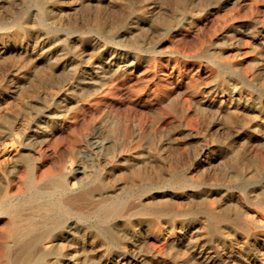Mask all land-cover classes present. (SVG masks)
<instances>
[{"label": "rangeland", "instance_id": "rangeland-1", "mask_svg": "<svg viewBox=\"0 0 264 264\" xmlns=\"http://www.w3.org/2000/svg\"><path fill=\"white\" fill-rule=\"evenodd\" d=\"M253 1L0 0V212L60 181L81 207L75 243L37 264H264Z\"/></svg>", "mask_w": 264, "mask_h": 264}, {"label": "bare ground", "instance_id": "bare-ground-1", "mask_svg": "<svg viewBox=\"0 0 264 264\" xmlns=\"http://www.w3.org/2000/svg\"><path fill=\"white\" fill-rule=\"evenodd\" d=\"M210 1V0H209ZM218 1V0H216ZM240 1V0H237ZM253 1V0H252ZM236 2V1H235ZM234 2V3H235ZM258 2V1H257ZM261 2V1H260ZM212 3V2H211ZM237 3V2H236ZM251 3V2H250ZM254 1L252 2V4ZM233 4V3H232ZM238 4V3H237ZM256 4V2H255ZM263 4V3H262ZM214 5V4H213ZM227 5V4H226ZM251 5V4H250ZM228 6V5H227ZM252 6V5H251ZM250 6V7H251ZM202 8V7H201ZM228 8V7H227ZM236 8V7H235ZM226 11V10H225ZM233 11V10H232ZM210 12V11H209ZM229 9H228V14H229ZM232 14V13H231ZM256 14V13H255ZM251 15H252V9H251ZM225 16V15H224ZM255 17V16H254ZM253 17V18H254ZM258 17V16H257ZM255 17V19H258ZM225 19V18H224ZM233 19V18H231ZM227 21V20H223ZM258 21V20H257ZM256 21V23H257ZM248 22V21H247ZM255 22V21H254ZM261 22V20L259 21ZM224 23V22H223ZM261 24V23H259ZM225 25V24H224ZM241 25V24H240ZM252 26V25H251ZM254 26V25H253ZM259 26V25H258ZM22 27V26H21ZM246 27V26H245ZM261 27V26H260ZM263 28V27H262ZM261 28V29H262ZM246 29V28H245ZM244 29V30H245ZM251 29V28H250ZM249 29V30H250ZM255 29V28H254ZM264 29V28H263ZM243 30V31H244ZM258 31V30H257ZM262 31V30H261ZM260 31V32H261ZM247 32V31H246ZM255 32V31H254ZM248 33V32H247ZM247 35V34H246ZM250 35V34H248ZM255 35V34H254ZM263 41V40H262ZM250 42V41H249ZM248 42V43H249ZM231 43V42H230ZM252 43V42H250ZM260 43V42H259ZM263 43V42H262ZM251 45V44H250ZM253 46V44H252ZM254 47V46H253ZM258 47V45H257ZM222 48V47H221ZM220 48V49H221ZM255 48V47H254ZM252 49V48H251ZM250 49V50H251ZM229 50V49H228ZM236 50V49H235ZM264 50V49H263ZM239 51V50H238ZM248 51V49L246 50ZM253 51V50H251ZM216 53V52H215ZM223 53V52H222ZM252 53V52H251ZM254 53V52H253ZM220 54V53H219ZM248 54V53H247ZM255 54V53H254ZM259 54V53H258ZM224 55V54H223ZM257 55V54H256ZM244 56V55H243ZM264 56V55H263ZM219 57V56H218ZM242 57V55H241ZM253 57V56H252ZM195 58V57H194ZM217 58V57H216ZM262 61V60H261ZM13 141V140H12ZM13 143V142H12ZM14 144V143H13ZM15 145V144H14ZM8 149V148H7ZM13 158V156H12ZM10 159V158H9ZM6 164V163H5ZM11 165V164H10ZM9 166V165H8ZM9 168V167H8ZM43 168V167H42ZM15 170V169H14ZM33 174V173H32ZM60 177V176H59ZM55 180V179H54ZM29 181V180H28ZM60 180H58L59 182ZM31 181L28 182V184ZM57 182V181H55ZM61 182V181H60ZM55 183V186L51 190H43V189H37L36 187L32 189V192L27 196L26 198L22 199L21 201L17 202L14 204L13 200L16 199V196H18V193H13L10 190L6 192L7 194V199L10 198V201L6 203V207L0 212L2 213L3 216L4 214L7 217V221H3L0 219V222L3 221L5 222L4 229L6 230V241L4 243H0V256L4 257L6 259V263L4 264H37V262L41 260H45V258L48 255L53 254L55 250H57L60 246L65 247V246H71L74 244V234L78 233L77 229V221L76 217L78 214V210L81 208L77 203L78 198L75 196H70L69 193L70 191L74 190L73 187L69 185V183L61 184V183ZM34 183V182H33ZM32 183V184H33ZM27 184V185H28ZM54 184V182H53ZM18 185V184H17ZM35 185V184H34ZM33 185V186H34ZM51 185V183H50ZM85 185V184H84ZM29 186V185H28ZM39 186V185H38ZM83 186V185H82ZM24 187V186H23ZM26 187V186H25ZM81 187V185H80ZM84 187V186H83ZM27 189V188H26ZM31 189V188H30ZM29 189V190H30ZM82 189V188H81ZM7 190V189H6ZM85 190V189H84ZM89 190V189H88ZM82 191V190H81ZM91 191V190H90ZM24 192V191H23ZM27 192V191H26ZM74 192V191H73ZM72 192V193H73ZM78 193L80 191H77ZM86 193V192H84ZM83 193V194H84ZM92 193V192H91ZM23 194V193H22ZM75 194V193H74ZM80 194V193H79ZM78 194V197H79ZM82 194V195H83ZM20 195V193H19ZM81 195V194H80ZM91 195V194H90ZM89 197L91 198V196ZM103 195V194H102ZM77 196V195H76ZM86 196V194L84 195ZM20 197V196H19ZM18 197V198H19ZM22 197V196H21ZM87 197V196H86ZM4 198V197H3ZM58 198V200L56 199ZM80 200L82 199L81 196L79 197ZM84 198V197H83ZM41 200L40 203H36V207L38 210L42 212V218L44 219L43 224L39 223L37 219L33 217V209L32 212L28 211L30 208H28L31 203L34 201ZM92 200V199H91ZM104 200V199H103ZM3 201V200H1ZM84 200H82L83 202ZM107 201V200H106ZM105 201V202H106ZM5 202V199H4ZM87 202V201H86ZM94 202V201H91ZM90 202V204H91ZM3 203V202H2ZM35 203V202H34ZM33 203V204H34ZM84 203V202H83ZM103 203V202H101ZM120 203V202H119ZM118 203V204H119ZM82 204V203H81ZM88 204V203H87ZM117 204V203H116ZM121 204V203H120ZM86 205V204H85ZM93 205V204H92ZM124 205V204H123ZM82 206V205H81ZM88 206V205H87ZM97 206V205H96ZM116 206V205H115ZM31 207V206H30ZM90 207V206H89ZM98 207V206H97ZM102 207V205H101ZM112 207V206H111ZM33 208V207H32ZM31 208V209H32ZM88 208V207H87ZM99 208V207H98ZM110 209V207H107ZM114 208V206H113ZM120 208V207H119ZM135 208V207H134ZM93 209V208H92ZM90 209V210H92ZM96 209V208H95ZM118 212L117 207L115 208ZM124 209V208H123ZM123 209L121 211H123ZM83 210V209H82ZM85 210V209H84ZM89 210V208H88ZM112 210V209H111ZM214 210V209H213ZM37 211V209H36ZM39 211V212H40ZM81 211V210H80ZM86 211V210H85ZM94 211V210H93ZM97 211V210H96ZM127 211V210H126ZM134 211V210H132ZM40 212V213H41ZM56 212H61L63 215H67V220L64 222L62 221L63 224H56L53 220L54 215ZM105 212V211H104ZM107 212V211H106ZM212 212V211H211ZM36 213V212H35ZM82 213V212H81ZM86 213V212H85ZM90 213V212H89ZM124 213V212H123ZM129 211L127 212V214ZM69 214V216H68ZM84 214V212H83ZM106 214V213H104ZM113 214V212H112ZM111 214V215H112ZM131 214V213H130ZM219 214V213H218ZM38 215V214H36ZM85 215V214H84ZM103 215V214H102ZM109 215V216H111ZM120 215V214H119ZM122 216V215H121ZM125 216V215H124ZM6 217L4 216L5 220ZM103 217V216H102ZM64 218V217H63ZM99 218V217H98ZM104 218V217H103ZM109 218V217H108ZM113 218V217H112ZM118 218V217H116ZM123 218V217H122ZM126 218V217H125ZM39 219V218H38ZM101 219V218H100ZM207 219V218H206ZM215 219V217H214ZM218 219V218H217ZM42 220V219H41ZM87 220V219H86ZM108 220V219H107ZM112 220V219H111ZM115 218H113V221ZM120 220V219H119ZM125 220V219H124ZM208 220V219H207ZM225 220V219H224ZM81 221V220H80ZM92 221V220H91ZM103 221V219H102ZM227 221V220H226ZM98 222V221H97ZM96 222V223H97ZM107 222V221H106ZM116 222V221H115ZM122 222V221H121ZM218 222V221H217ZM82 223V222H81ZM94 223V222H93ZM111 223V222H110ZM117 223V222H116ZM3 224V223H2ZM79 224V223H78ZM84 225V224H82ZM87 225V224H86ZM103 225V223H102ZM106 225V224H105ZM120 225V224H118ZM213 224H211L212 226ZM215 225V224H214ZM2 226V225H1ZM47 227L44 229L42 232H38L37 230L40 227ZM80 227V226H79ZM86 227V226H85ZM89 227V226H88ZM241 227V226H240ZM105 228V227H104ZM107 228V226H106ZM115 228V227H113ZM194 228V227H193ZM217 227H215L216 229ZM242 228V227H241ZM261 228V227H260ZM81 230V228H79ZM87 229V227H86ZM96 229V227H95ZM220 229V228H219ZM218 229V230H219ZM238 229V225H237ZM83 230V229H82ZM96 231V230H95ZM107 231V230H106ZM115 231V230H114ZM117 231V230H116ZM255 231V230H254ZM38 232V233H37ZM89 232V231H88ZM92 232V231H91ZM94 232V231H93ZM121 232V231H120ZM98 233V232H97ZM217 233V232H216ZM224 233V232H223ZM86 234V233H85ZM96 234V233H95ZM121 234V233H119ZM118 234V235H119ZM254 234V233H253ZM252 234V235H253ZM94 235V234H93ZM99 235V234H98ZM106 235V234H105ZM220 235V234H219ZM80 236V235H77ZM107 236V235H106ZM121 236V235H120ZM119 236V237H120ZM1 237V236H0ZM84 237L81 235V238ZM122 237V236H121ZM90 239V237H88ZM112 238V237H111ZM123 238V237H122ZM254 238V236H253ZM83 239V238H82ZM102 240V239H101ZM117 240V239H115ZM240 240V239H239ZM238 240V241H239ZM119 241V240H117ZM253 242V241H252ZM262 242V241H261ZM87 243V242H86ZM91 243V241L89 242ZM106 243V242H105ZM118 243V242H117ZM221 243H219L220 245ZM102 245V244H101ZM257 245V244H256ZM99 246V245H98ZM107 246V245H106ZM88 248V247H87ZM92 248V247H91ZM99 248V247H98ZM66 250V249H65ZM92 250V249H91ZM115 250V249H114ZM73 251V250H72ZM89 251V250H88ZM127 251V250H126ZM70 252V251H69ZM205 252V251H204ZM60 253V250H59ZM58 253V254H59ZM62 253V252H61ZM121 253V252H120ZM91 254V253H90ZM122 254V253H121ZM65 255V254H64ZM127 255V254H126ZM205 255V253H204ZM66 256V255H65ZM61 257V256H60ZM67 257V256H66ZM65 257V258H66ZM50 258V257H49ZM64 258V257H63ZM73 258L74 264L79 263V257L77 256V250H74V254L70 257ZM126 258V257H125ZM138 258H140L138 256ZM227 258V257H226ZM62 259V258H60ZM69 259V258H68ZM124 259V258H122ZM56 260V258H55ZM88 260V259H87ZM4 261V260H3ZM86 261V260H85ZM84 261V262H85ZM89 261V260H88ZM145 260H143L144 262ZM1 262V261H0ZM124 262V261H123ZM259 262V261H258ZM42 263V261H41ZM44 263V262H43ZM48 263V262H46ZM55 263V262H54ZM88 263V262H87ZM131 263V262H130ZM62 264V262L60 263ZM128 264V263H127Z\"/></svg>", "mask_w": 264, "mask_h": 264}]
</instances>
